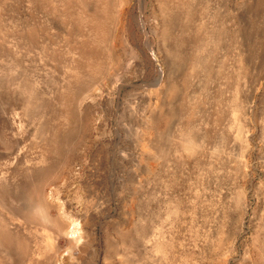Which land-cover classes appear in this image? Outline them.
Returning a JSON list of instances; mask_svg holds the SVG:
<instances>
[{
	"label": "rangeland",
	"instance_id": "rangeland-1",
	"mask_svg": "<svg viewBox=\"0 0 264 264\" xmlns=\"http://www.w3.org/2000/svg\"><path fill=\"white\" fill-rule=\"evenodd\" d=\"M0 264H264V0H0Z\"/></svg>",
	"mask_w": 264,
	"mask_h": 264
},
{
	"label": "bare ground",
	"instance_id": "bare-ground-1",
	"mask_svg": "<svg viewBox=\"0 0 264 264\" xmlns=\"http://www.w3.org/2000/svg\"><path fill=\"white\" fill-rule=\"evenodd\" d=\"M71 233H72V235H73L74 231H72Z\"/></svg>",
	"mask_w": 264,
	"mask_h": 264
}]
</instances>
